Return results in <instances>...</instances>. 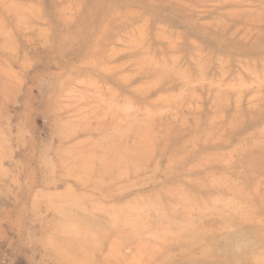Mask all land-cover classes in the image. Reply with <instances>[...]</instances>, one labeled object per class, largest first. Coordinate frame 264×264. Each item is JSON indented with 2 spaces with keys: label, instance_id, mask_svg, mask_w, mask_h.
Instances as JSON below:
<instances>
[{
  "label": "rangeland",
  "instance_id": "rangeland-1",
  "mask_svg": "<svg viewBox=\"0 0 264 264\" xmlns=\"http://www.w3.org/2000/svg\"><path fill=\"white\" fill-rule=\"evenodd\" d=\"M264 232V0H0V264H215Z\"/></svg>",
  "mask_w": 264,
  "mask_h": 264
},
{
  "label": "clouds",
  "instance_id": "clouds-1",
  "mask_svg": "<svg viewBox=\"0 0 264 264\" xmlns=\"http://www.w3.org/2000/svg\"><path fill=\"white\" fill-rule=\"evenodd\" d=\"M220 239V247L210 249L215 253V264H264V232L233 234L230 230Z\"/></svg>",
  "mask_w": 264,
  "mask_h": 264
}]
</instances>
